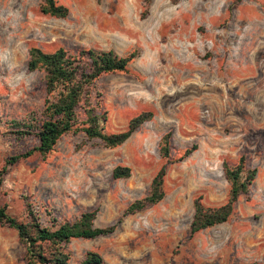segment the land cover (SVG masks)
I'll list each match as a JSON object with an SVG mask.
<instances>
[{"label":"rangeland","instance_id":"rangeland-1","mask_svg":"<svg viewBox=\"0 0 264 264\" xmlns=\"http://www.w3.org/2000/svg\"><path fill=\"white\" fill-rule=\"evenodd\" d=\"M234 1L152 0L143 16L142 0H56L68 9L58 19L39 11L42 0H0V208L22 222L28 205L44 226L50 216L73 222L91 211L95 227L117 224L109 236L72 240L71 264L87 252L104 264H264V0ZM33 47L135 53L126 72L95 82L92 103L106 116V133L125 131L142 113L151 119L114 149L71 132L46 158L34 153L7 165L37 146L34 137L7 136L11 121L44 105V75L27 68ZM85 119L79 109L77 126ZM166 134L172 163L164 198L124 215L164 164ZM241 158L256 171L248 194L226 223L191 236L193 200L224 205L223 164ZM116 167L129 168L130 177L114 179ZM24 253L17 232L0 224V264H24Z\"/></svg>","mask_w":264,"mask_h":264},{"label":"trees","instance_id":"trees-1","mask_svg":"<svg viewBox=\"0 0 264 264\" xmlns=\"http://www.w3.org/2000/svg\"><path fill=\"white\" fill-rule=\"evenodd\" d=\"M145 16L152 0H142ZM240 0H235L236 5ZM39 11L50 17L64 19L68 9L58 5L56 0H42ZM136 54L120 57L113 51L81 49L70 53L63 48L53 53H45L39 48L28 51L27 68L44 75L45 100L39 113H31L25 120L10 122L7 136L16 142L34 137L37 146L23 152H17L7 160L13 165L27 159L34 153L46 158L58 140L71 132L81 131L88 140H99L107 149H114L124 144L132 134L152 117L151 113H142L131 119L125 131L115 134L105 132L106 116L98 114L93 106L92 96L95 82L103 75L124 73L135 59ZM98 105V102L95 104ZM82 109L85 120L83 127H78V110ZM170 134L160 140V156L164 164L153 177L145 197L132 202L124 215L141 212L149 206L158 204L164 198V179L166 167L172 163L170 158ZM196 148L186 150L179 160L189 156ZM223 172L229 184L227 201L220 207H207L202 198L193 200V217L189 226L191 236L215 226L224 224L234 212V205L240 196L247 195L255 179V170H248L241 158L236 166L223 164ZM114 179H127L130 169L116 167L112 172ZM97 211L84 212L73 222H57L50 216V225L44 226L30 206L25 209V221L8 216L0 208V224L17 232L19 243L24 247V264H71L67 250L72 240H93L111 235L116 225L97 228L94 221ZM120 220L117 222L119 223ZM78 264H104L103 258L96 252H87Z\"/></svg>","mask_w":264,"mask_h":264}]
</instances>
